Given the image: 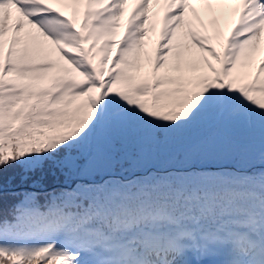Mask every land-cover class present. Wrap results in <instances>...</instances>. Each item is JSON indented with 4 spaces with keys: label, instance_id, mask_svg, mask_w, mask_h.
I'll return each instance as SVG.
<instances>
[{
    "label": "snow or ice",
    "instance_id": "snow-or-ice-1",
    "mask_svg": "<svg viewBox=\"0 0 264 264\" xmlns=\"http://www.w3.org/2000/svg\"><path fill=\"white\" fill-rule=\"evenodd\" d=\"M129 2L0 0V264H264V0H163L154 54Z\"/></svg>",
    "mask_w": 264,
    "mask_h": 264
},
{
    "label": "rangeland",
    "instance_id": "rangeland-1",
    "mask_svg": "<svg viewBox=\"0 0 264 264\" xmlns=\"http://www.w3.org/2000/svg\"><path fill=\"white\" fill-rule=\"evenodd\" d=\"M53 6H58L62 8L64 11H66L68 6L71 5H66V4H54ZM193 8L195 9V12L197 16L199 17V20L195 19L194 17L191 16L190 13H186L185 15V20L191 21L194 27V30L198 32H204L203 29L200 28V21L204 23L205 26H208L211 21H215V28H209L207 31V35L210 37H213L211 40V46L215 48V50L222 55V48L221 46L217 43L215 40V35L216 31H219L220 33L223 34L224 37H227L229 34V31L231 30L232 26L236 22V17H234L231 14V9H226L223 14L217 12L215 14H205V8L193 4ZM133 9V3L132 0H130L126 11L124 13V18L121 21V27L118 29L117 34H116V39L120 34V31L124 30V23L129 16V14L132 12ZM81 11H84L83 7L80 8ZM165 11V5L163 3V0H159V2H154L153 4L150 5V10H149V19L145 22V36L142 38V52L145 54H154L155 48L154 47V40L158 36V33L156 32V22L158 20L159 14ZM184 43H188L187 40L184 41ZM196 51V50H194ZM197 57H199L198 51H196ZM206 56V54H204ZM208 59L211 61V58L208 57ZM261 60H264V34L261 35L260 38V48L259 51L255 53V55L250 59L249 61V67H244V70L246 73H252L253 75L255 74V68L258 66V64L261 62ZM213 67H215L217 70L221 68V64L217 63L216 61H211ZM243 69V68H241ZM145 73H150V66L147 62V59L145 60L144 64L140 67L139 69V75L143 76ZM163 73V70H161V74ZM198 75L203 74V75H208L211 76L212 73L208 71L206 67H201V72L197 73Z\"/></svg>",
    "mask_w": 264,
    "mask_h": 264
},
{
    "label": "trees",
    "instance_id": "trees-1",
    "mask_svg": "<svg viewBox=\"0 0 264 264\" xmlns=\"http://www.w3.org/2000/svg\"><path fill=\"white\" fill-rule=\"evenodd\" d=\"M95 53H97V52H95ZM98 61H99V58H96V60L94 61V63H96L97 66H99ZM240 69H241V65H240V63H237V66H236V68L233 69L231 75H239V76H241V77H244V78H242V79L239 81V83H246V82H248V76H246L245 74H242V75H241V74L239 73ZM109 70H112V67H108V68H107V67H106V64H105V65L103 66V71H104V73H105V78H107V75H108ZM222 163H224V164H231V163H233V162L230 161V160H224V161H222Z\"/></svg>",
    "mask_w": 264,
    "mask_h": 264
}]
</instances>
